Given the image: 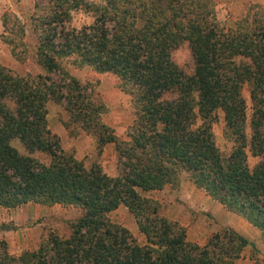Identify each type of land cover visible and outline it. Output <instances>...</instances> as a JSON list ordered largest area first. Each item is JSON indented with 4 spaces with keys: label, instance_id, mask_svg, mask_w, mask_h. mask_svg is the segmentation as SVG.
I'll return each mask as SVG.
<instances>
[{
    "label": "trees",
    "instance_id": "16d2710c",
    "mask_svg": "<svg viewBox=\"0 0 264 264\" xmlns=\"http://www.w3.org/2000/svg\"><path fill=\"white\" fill-rule=\"evenodd\" d=\"M78 9L92 19L74 27L69 20ZM32 30L34 56L47 73L12 74L0 65V206L37 202L81 212L67 235L51 230L34 249L12 254L0 239V264H235L246 248L258 252L228 225L203 243L188 240L185 227L161 215L143 192L177 184L185 174L257 227L264 242V6L249 5L226 27L215 0H44ZM183 41L189 70L171 55ZM63 61L119 77L134 107L126 139L101 119L106 108L93 98L92 83ZM49 99L64 108L67 126L95 137L98 149L114 143V174L64 151L47 124ZM219 111L227 154L212 129ZM13 137L28 153L12 145ZM119 205L133 213L144 242L111 220ZM252 264H264V257Z\"/></svg>",
    "mask_w": 264,
    "mask_h": 264
},
{
    "label": "rangeland",
    "instance_id": "374dc122",
    "mask_svg": "<svg viewBox=\"0 0 264 264\" xmlns=\"http://www.w3.org/2000/svg\"><path fill=\"white\" fill-rule=\"evenodd\" d=\"M43 1L0 0V65L6 67L12 74L28 76L47 73L34 56L37 39L32 30V17ZM255 3L264 6V0H215L216 16L222 25L229 27L246 12L249 5ZM15 18L22 27L20 38H16ZM91 19V12L78 9L71 12L69 24L78 27L90 22ZM171 55L186 70L192 67L187 41H183L173 49ZM64 64L69 73L84 82L92 83L93 98L106 108L101 114V119L113 128L118 137L126 139L134 119V107L130 95L123 91L119 77L113 72H98L86 65L76 67L71 62L63 61ZM242 92L247 104L250 105L247 88L245 87ZM46 108L48 127L58 135L64 151L82 160L87 167L92 162H97L107 173H115L116 150L113 142H108L98 149L95 137L91 133L71 124L66 125L68 115L60 104L49 99ZM249 111L247 109V112ZM223 126V115L219 111L212 129L220 151L227 154L231 143L223 137ZM11 143L21 153H28L19 138L13 137ZM31 155L41 160L48 159V156L41 151H35ZM143 195L156 200L161 215L183 225L187 239L190 241L203 243L212 232L220 229L216 224L219 223L218 217L212 210L217 202L198 188L185 174L181 175L177 184H167L160 190L143 192ZM80 212L78 207L37 202H26L15 207L0 206V230L9 229L13 235H10L9 241L1 237L0 239L5 241L8 251L12 254H18L23 249H34L51 230L67 235L69 221L77 217ZM108 215L112 221L128 227L140 243L144 242L145 237L138 229L135 216L126 206L119 205ZM220 218L222 219L221 216ZM262 257L264 254L259 250L254 254L248 247L244 250L241 260L244 264H252L254 259Z\"/></svg>",
    "mask_w": 264,
    "mask_h": 264
},
{
    "label": "crops",
    "instance_id": "0c3cea01",
    "mask_svg": "<svg viewBox=\"0 0 264 264\" xmlns=\"http://www.w3.org/2000/svg\"><path fill=\"white\" fill-rule=\"evenodd\" d=\"M215 204V203H214ZM212 210L215 215L218 217V222L216 223L218 226H225L228 225L232 228H234L236 231L241 233L243 236H245L250 241H253L255 243V246L258 248L259 252L264 254V242L261 240L260 236V230L249 223L245 218H243L241 215L226 210L220 203L217 202V204L213 205ZM222 219L220 218V216ZM1 221V219H0ZM9 229L0 230V237L4 238V240L9 241V238L12 235V232ZM11 235V236H10ZM9 242H7L8 244ZM10 245V243H9ZM12 245L14 243L12 242ZM242 258H239L235 264H244L241 260Z\"/></svg>",
    "mask_w": 264,
    "mask_h": 264
}]
</instances>
